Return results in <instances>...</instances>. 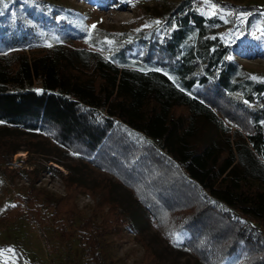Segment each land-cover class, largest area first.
Wrapping results in <instances>:
<instances>
[{
  "label": "trees",
  "instance_id": "16d2710c",
  "mask_svg": "<svg viewBox=\"0 0 264 264\" xmlns=\"http://www.w3.org/2000/svg\"><path fill=\"white\" fill-rule=\"evenodd\" d=\"M194 2L178 0L156 30L99 28L88 49L55 31L53 12L43 2L4 0L0 125L38 131L109 172L168 241L171 233H184L183 244L201 264L230 258L233 264H264V77L229 59L231 39L217 33L219 21L196 13ZM156 67L179 87L163 73L139 70ZM35 82L40 92L32 88ZM224 122L237 127L231 141L222 138L229 132ZM198 123L210 131L194 141ZM7 143L10 156L17 147ZM63 179L73 189L85 187L68 172ZM60 203L52 205L58 228L76 218L71 206L61 213ZM112 218L133 231L124 210L109 223ZM105 226L86 219L77 224L90 264H102Z\"/></svg>",
  "mask_w": 264,
  "mask_h": 264
},
{
  "label": "rangeland",
  "instance_id": "374dc122",
  "mask_svg": "<svg viewBox=\"0 0 264 264\" xmlns=\"http://www.w3.org/2000/svg\"><path fill=\"white\" fill-rule=\"evenodd\" d=\"M30 1L43 2V6L52 10L53 16L46 13L48 20L54 17L52 27L69 39L70 44L93 49L88 43L97 37L99 28L133 34H137L136 29L156 30L154 24L149 28H142V25L157 19L163 24L166 14L178 0ZM213 2L217 4V15H208V8L201 4V0H195V12L221 23L216 25V31L225 40L231 39L230 57L234 63L249 75L264 77V39L253 37V33L260 35L257 28H264V0ZM233 7H247L243 12L251 15L244 18L243 24L236 18L239 11L232 12ZM229 12L232 15H228ZM57 16L61 17L59 21ZM92 24H96V28L86 43L87 29ZM21 48L27 50L28 47L24 45ZM32 88L40 89L37 82ZM224 123L229 132L222 134V138L225 140V135H228L231 141L237 127ZM1 126L0 249L14 248L17 253L15 264H90L78 240L77 224L81 219L91 220L97 225L106 224L105 229L109 228L100 237L102 264H201L183 243L173 246V242L156 228L150 214L131 190L109 172H103L78 155H73V152L66 151L51 137L38 131H7ZM208 131L209 127L198 123L192 140H198ZM8 141L17 147L10 156L8 150L12 146ZM47 159L59 162L56 164ZM67 172L85 187L73 189L67 186V181L63 179ZM59 199L61 213L68 205L76 215L72 224H64L65 227L60 228L52 210V205ZM109 199L119 204L118 210H113L116 206ZM11 204L17 207H8ZM121 210L129 216L134 232L113 218L109 223V218ZM10 255L5 253L3 259ZM234 260L230 258L223 264H233Z\"/></svg>",
  "mask_w": 264,
  "mask_h": 264
},
{
  "label": "snow or ice",
  "instance_id": "6c2138e0",
  "mask_svg": "<svg viewBox=\"0 0 264 264\" xmlns=\"http://www.w3.org/2000/svg\"><path fill=\"white\" fill-rule=\"evenodd\" d=\"M3 3H4V0H0V4H3ZM201 4L207 6V8H208V13L207 14L208 15H210V16L217 15V12H218L217 4L215 2H213V0H201ZM228 15H232V13L229 12ZM249 15H251V14L247 13V12H239V13L236 14V18L239 19L241 21V23L243 24L245 22L244 18L249 16ZM56 19H57V21H59L61 19V17L57 16ZM225 22L227 23L228 21H225ZM153 24L156 25L157 28L159 29L162 26V21L157 19V20L152 21L151 23H145L144 25H142V28L152 27ZM176 27H177V25L175 23L171 24V28L174 29ZM95 28H96V24H92L87 29V39L85 41L86 43L88 42V40L91 39L92 32H93V30ZM135 31L139 32V31H141V29H136ZM256 31H259L260 35L256 36L253 33L254 39H257V40L264 39V28H257ZM240 35H243V32H240ZM54 39H56V38L54 37ZM104 42L107 45H109V46H111L114 43L113 40H110L107 37L105 38ZM44 46L52 47V44L45 42ZM102 51H103V49H102ZM105 59L113 60V57L112 56H108V57H105ZM229 59H231V57H229ZM139 70L140 71H144L145 73H147L148 71H154V72H158V73H163L165 76L168 77L169 80H171L174 83H176L177 87H179L178 81H176V79L173 76L169 75V73L167 71H165L164 69L156 67V68H151V69L141 68ZM252 79H257V77H252ZM180 90L184 91L183 88H180ZM36 91L40 92L41 90L37 89ZM245 103H247V101H245ZM0 123H2V122H0ZM260 123H261V125H264V121H261ZM138 139L140 140V142H142V143L144 142L142 137H139ZM73 155H79V153L74 152ZM151 182H152L151 180L148 181V183H151ZM145 187H147V184L145 185ZM8 207H13L14 208V207H17V205L11 204V205H8ZM170 239L173 242V246H179L180 244L183 243V241L185 239V234L184 233L173 232V233L170 234ZM5 253H9L11 255L7 259H3ZM16 258H17V253H16V250L14 248L8 247L7 249H0V259H2V264H15Z\"/></svg>",
  "mask_w": 264,
  "mask_h": 264
}]
</instances>
